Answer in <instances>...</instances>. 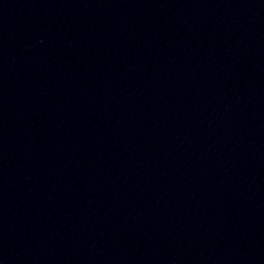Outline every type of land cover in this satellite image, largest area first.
Returning a JSON list of instances; mask_svg holds the SVG:
<instances>
[{"label": "water", "instance_id": "obj_1", "mask_svg": "<svg viewBox=\"0 0 264 264\" xmlns=\"http://www.w3.org/2000/svg\"><path fill=\"white\" fill-rule=\"evenodd\" d=\"M0 264H264V0H0Z\"/></svg>", "mask_w": 264, "mask_h": 264}]
</instances>
